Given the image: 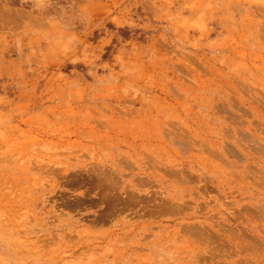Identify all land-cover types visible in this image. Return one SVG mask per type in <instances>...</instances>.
Returning a JSON list of instances; mask_svg holds the SVG:
<instances>
[{
  "label": "rangeland",
  "instance_id": "1",
  "mask_svg": "<svg viewBox=\"0 0 264 264\" xmlns=\"http://www.w3.org/2000/svg\"><path fill=\"white\" fill-rule=\"evenodd\" d=\"M0 264H264V0H0Z\"/></svg>",
  "mask_w": 264,
  "mask_h": 264
}]
</instances>
